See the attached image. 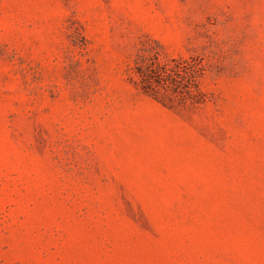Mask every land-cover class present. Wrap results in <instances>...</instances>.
<instances>
[{
  "label": "rangeland",
  "instance_id": "obj_1",
  "mask_svg": "<svg viewBox=\"0 0 264 264\" xmlns=\"http://www.w3.org/2000/svg\"><path fill=\"white\" fill-rule=\"evenodd\" d=\"M0 264H264V0H0Z\"/></svg>",
  "mask_w": 264,
  "mask_h": 264
},
{
  "label": "trees",
  "instance_id": "obj_2",
  "mask_svg": "<svg viewBox=\"0 0 264 264\" xmlns=\"http://www.w3.org/2000/svg\"><path fill=\"white\" fill-rule=\"evenodd\" d=\"M204 70L201 59L169 58L158 48L142 50L134 58L136 83L147 94L167 104L196 107L203 104L206 93L199 85Z\"/></svg>",
  "mask_w": 264,
  "mask_h": 264
}]
</instances>
